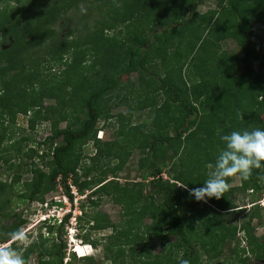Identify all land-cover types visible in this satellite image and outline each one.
Returning <instances> with one entry per match:
<instances>
[{
    "label": "trees",
    "instance_id": "1",
    "mask_svg": "<svg viewBox=\"0 0 264 264\" xmlns=\"http://www.w3.org/2000/svg\"><path fill=\"white\" fill-rule=\"evenodd\" d=\"M75 1H85L89 11L69 28L78 16L67 18ZM207 1L217 2L218 10L200 14ZM260 25L264 0H0V242L28 225L14 203L47 204V195L60 187L73 201L75 187L86 196L79 237L97 248L81 235L84 228L112 229L103 246L111 264L137 263V250L143 264H178L180 253L190 264H201L197 246L213 264L231 245L223 261L249 264L251 256L263 262L264 237L256 236L254 226L264 218L259 170L247 180L229 178L231 186L237 180L239 186L207 203L179 187L204 186L207 165H214L224 148L220 135L264 129ZM119 26L128 35L117 31ZM227 39L237 43L242 59L222 50ZM134 74L138 84H126ZM132 98L136 106L129 103ZM125 103V114H112ZM147 109L151 124L137 123L135 111ZM20 117L33 132L49 123L52 134L37 142L25 127L18 129ZM110 121L117 139L103 142L98 131ZM135 151L141 154L144 183L123 186L118 175ZM159 165L170 166L171 179L162 177ZM2 170L10 173V182L1 178ZM237 193L249 198L251 209L235 206ZM104 198L123 208L124 223L114 224L99 211ZM232 214L242 215L244 223L235 225ZM71 218L60 226L41 223L32 242L13 246L29 262L35 257L36 264H95L94 257L68 254L63 232ZM152 241L165 253L154 257L135 246Z\"/></svg>",
    "mask_w": 264,
    "mask_h": 264
},
{
    "label": "rangeland",
    "instance_id": "2",
    "mask_svg": "<svg viewBox=\"0 0 264 264\" xmlns=\"http://www.w3.org/2000/svg\"><path fill=\"white\" fill-rule=\"evenodd\" d=\"M106 1H108V0H106ZM73 4L74 5H72V9H71L70 13H68V15H67L68 17L65 16L63 18V20L61 21V24H64V22H66L65 19L69 18V16L73 17V14L74 15L77 14L78 15L77 18L74 17V18L71 19V17H70L71 21L69 22V24H70L69 28H71L72 25H74L75 23L79 24V22H81V20L83 18L82 14L84 12H88L89 11L87 9V3H85V1H83V2L82 1H75ZM216 4L217 3H215L214 1L206 2V3L202 4L198 8V12L200 14H206L211 8L215 9V5ZM78 9L81 11L79 14L77 13ZM107 9H111V7L107 8ZM90 23H91V28H92V25H94V22L90 21ZM66 29H68V28H66ZM120 30H122L121 31L123 33L122 35H126V34L128 35V32H127L126 28L122 29V26H119V29L117 31H120ZM256 30H257L256 40L260 44L264 45V26L263 25L256 26ZM7 46H9V45L3 46V49L6 48ZM222 47H223L222 48L223 51H226L229 54H237L240 59L243 58V53H242L241 49L238 47L237 43L234 40L227 39L224 43H222ZM63 69L64 68H62V70ZM124 82L126 84H128L130 82L129 83L130 85L131 84H138V75L134 74V75H132L130 77V79H125ZM126 94H128V92H126V91L121 92V95L124 96V97L127 96ZM161 98L162 97H160L159 99H161ZM132 100H133V98L129 100V103L132 104ZM161 101H164V100L161 99ZM116 102H119V100L116 101ZM46 103L47 104H52L54 102L53 101H47ZM132 105L136 106L137 104L133 103ZM116 108L113 110V113H112L113 115H116V114H119V113H124L125 114L127 112V104L126 103H125V105H122L120 108H118V107H116ZM150 113H151L150 109H147L146 111H143V112L136 110L135 113H134L135 120L139 124L150 125L151 122H152V119H150V117H149ZM83 118H86V115H84ZM18 121H17L18 125L21 126L18 129H22L23 127H25V130L27 131L26 134L28 136H30L31 138L36 139L37 142L44 141V139L46 137H48V136H50L52 134L49 123H45V127H43V125H40L33 132V131L29 130V129H26L28 127H27V121L25 119L20 117V118H18ZM103 124H102V126H104ZM18 125H17V127H18ZM65 126H66V124H62L61 128H65ZM104 128L106 130V133H105L103 142H109V141L112 142L115 139H117V136H116V133H115L117 129L113 125V123H111V121L108 124H106L104 126ZM56 144H61V141L59 140ZM90 147L92 149L93 145L91 144ZM140 156H141L140 152L139 151H135L133 153V156L129 159V161L127 162V164L123 168V170L119 173L118 181H119V183L121 185H123V186L126 185V184L132 185L135 182L141 183V182L144 181L143 177L146 174V172L140 170V168H139L138 161L140 159ZM25 163L28 164V163H30V161L27 160ZM169 167H170L169 165H166L165 168H164L163 165H159V168H162L163 172L166 174L163 177L165 179H171L172 178L168 174ZM1 178L4 181H8V180H9V182L11 181L10 180V173H8L5 170L1 171ZM27 178H28V176L27 177L25 176L23 181L20 183L21 185H19L20 187L23 186V183L26 182ZM29 178H32V176H30ZM239 184H240V181L237 180L235 182V184H233L231 187L239 186ZM147 191H149L148 188H147ZM263 194H264V192L259 195L260 199L263 198V196H264ZM65 195L66 194H65L63 188L60 187V188H57L56 192H53V193H50V194L47 195L46 202H47V204L49 206H47L46 204H44L42 206L39 203H32V204L31 203H27L26 205L14 203L15 213L22 214L24 218H28V225H25L22 228V231L24 233H26L27 236L28 235H30V236L32 235L31 239L28 238V240H29V241H27L28 244L33 241V239L36 237V235H37V233L39 231L38 230L39 226H36L38 221L41 219L42 216L46 215L47 213L49 214V209L50 208H53V206H51V203H53V205H55V204H57V202H62V209L60 210L62 215H65V214H68V213L72 212L73 213V217L75 215L77 217H79V216H81L83 214V212L81 211V205L83 204L82 202L86 200L85 197L82 198V197H79V196L74 194V197H73L74 198V201H73L74 203L72 204L67 198H65ZM234 199H235V202L237 204L235 206L247 205L248 206L247 207L248 210L251 209L252 205H249L250 204L249 198L248 199L245 198L244 195L238 194V196L236 198H234ZM263 203H264V200H263ZM99 211L104 213V214H106L110 218L111 222L114 223V224H121V223H124L125 220H126L124 218V215H123V208L121 206H118V205L114 204L110 200V198H104L102 200V204H101V207H100ZM261 211H262V214H263V217H264V206L263 205L261 206ZM242 217H243L242 215L237 216L235 214H232L231 217H230V220L235 225L241 226L244 223ZM74 224H76L75 221H74ZM146 224H151V221L147 220ZM254 226L256 227V232H255L256 236L258 238L264 237V218L262 219V223H258V221L255 220ZM72 228H74V225L71 224V222H70L69 226H66L65 230L63 232V238L65 239V241L68 244V254L69 253H73V248L70 245V237H71L70 234H72ZM81 235L89 236L92 241H95V242L98 243V247L96 249H94V252L92 253V256H94V259H95V264H111L109 261L104 259V251H103L104 247L103 246L107 242L106 241V237L112 235V229L102 230V231H99V230L94 231L93 230V231L89 232L87 228H84V231L81 232ZM238 238L239 239L243 238V234L241 233V235L238 236ZM80 239L82 240V242L85 245H88V243L87 242L85 243V241L82 238H80ZM175 241H176V238L173 237L171 239V243H174ZM10 243H12V242H10ZM80 243H81V241H80ZM198 244H200V243H198ZM136 245H141V246L145 247L146 250L150 251L152 256H154V257L155 256H161L162 254L165 253V252H163L164 246L159 241H152V242H149V243L142 242V243H139V244L138 243L135 244V246ZM242 245H243V247L247 248V243L246 242H243ZM78 247H83V245H79ZM232 247H233V245L227 246L226 247V254L221 259V261L217 262V263H213V264H231V263H228L227 261H223V259H225V257L228 256V254L230 253ZM84 249L88 252L87 255H89L91 253V249H89L88 247L84 248ZM127 250H129V247L127 248ZM197 251H198V255H200L202 257L201 264H210L211 263V261L208 260V258L205 256L204 251L201 250L200 246H197ZM139 253H140V250H137L136 251V256H135V261L137 263H133V264H143L142 263V259L140 257H138ZM130 255H132V253L130 251L126 252V256L127 257H129ZM249 258L251 259L249 264H264V261L263 262H257L251 256H249ZM66 261H67V259L65 260V263H66ZM131 261L134 262V258L133 257L128 259V262H131ZM36 263H37L36 258L32 257L30 259V264H36ZM77 264H84V261H80V262L77 261ZM129 264H131V263H129Z\"/></svg>",
    "mask_w": 264,
    "mask_h": 264
},
{
    "label": "clouds",
    "instance_id": "3",
    "mask_svg": "<svg viewBox=\"0 0 264 264\" xmlns=\"http://www.w3.org/2000/svg\"><path fill=\"white\" fill-rule=\"evenodd\" d=\"M43 125L45 127V124ZM99 132H103L105 136V128L101 126L97 135V138L103 141L104 136L99 138ZM220 140L223 142L224 148L219 153L215 164L209 163L207 165L209 170L208 179L203 182L204 186L193 189H189L188 186L185 185L179 186L185 188L189 192V195L194 197L198 202L203 201L207 203L211 198L220 199L224 197V194L228 192L231 187L228 182L229 178L239 177L243 180H247L252 176L254 170H259L258 178L264 180V129L255 128L251 131L244 130L242 132L232 131L229 134L220 135ZM71 189L73 197L74 194L81 197L75 187ZM84 197L86 199V196ZM65 198L72 204L74 203V198L73 201L70 200L67 195H65ZM263 200L264 196L259 202L260 207L262 206ZM51 206H53V208L49 209V214L47 213L42 216L36 226L49 221L53 222L56 226H60L63 224L66 216L72 214L70 222L74 225V228H72V234H70V245L73 248V253H75L79 259L94 257L92 253L96 248L91 244L85 245L79 237L78 218L82 215L79 217L75 215L73 217L72 212L62 215L60 212L62 209V202H57L55 205L51 203ZM74 221L76 224H74ZM198 223L199 222H197V225ZM67 226H69V224ZM8 241L0 242V264H30L19 250V247L13 246V243L17 246H27V234L17 229L9 233ZM79 245H83L84 248L89 247L92 252L87 256L80 255L77 251ZM178 264H190V261L184 259L183 253H180Z\"/></svg>",
    "mask_w": 264,
    "mask_h": 264
},
{
    "label": "bare ground",
    "instance_id": "4",
    "mask_svg": "<svg viewBox=\"0 0 264 264\" xmlns=\"http://www.w3.org/2000/svg\"><path fill=\"white\" fill-rule=\"evenodd\" d=\"M89 248V247H88ZM90 249V248H89ZM77 251L80 253V255H85L87 256L88 252L83 248V247H78ZM92 252V251H91Z\"/></svg>",
    "mask_w": 264,
    "mask_h": 264
},
{
    "label": "built area",
    "instance_id": "5",
    "mask_svg": "<svg viewBox=\"0 0 264 264\" xmlns=\"http://www.w3.org/2000/svg\"><path fill=\"white\" fill-rule=\"evenodd\" d=\"M104 136L103 132H99V138H102ZM166 174H162V177H164ZM165 179V178H164ZM262 205H264V203L262 202Z\"/></svg>",
    "mask_w": 264,
    "mask_h": 264
},
{
    "label": "crops",
    "instance_id": "6",
    "mask_svg": "<svg viewBox=\"0 0 264 264\" xmlns=\"http://www.w3.org/2000/svg\"><path fill=\"white\" fill-rule=\"evenodd\" d=\"M207 2H210V1H207ZM215 2V1H214ZM206 3V2H205ZM215 3H217V2H215ZM204 4V3H203ZM215 10H218V6H217V4L215 5V9H213V8H211L209 11L211 12V11H215ZM209 11L207 12V13H209ZM206 13V14H207Z\"/></svg>",
    "mask_w": 264,
    "mask_h": 264
}]
</instances>
